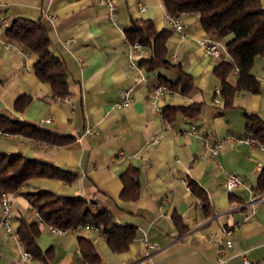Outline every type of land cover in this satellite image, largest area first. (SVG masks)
Masks as SVG:
<instances>
[{
	"label": "crops",
	"instance_id": "crops-1",
	"mask_svg": "<svg viewBox=\"0 0 264 264\" xmlns=\"http://www.w3.org/2000/svg\"><path fill=\"white\" fill-rule=\"evenodd\" d=\"M114 2L116 23L110 21L101 0H0V114L69 138L56 145L9 133L0 136V152L19 153L76 174L68 182L30 178L18 190L8 192L13 200V229L17 232L20 217L37 219L26 194L48 190L80 196L94 213L108 210L119 224L136 228L129 249L117 253L104 234L92 228L80 226L62 235L47 224L39 225L38 245L51 249L53 264H91L81 254L79 236L94 242L100 255L97 264H244L243 256L252 264H264V195L253 193L264 165V149L258 143L231 139L247 135L245 113L264 120V57H257L252 67L261 91L237 92L232 106L225 107L217 93L220 80L214 68L231 60L226 50L231 36L208 34L195 15L183 14L181 37L164 18L163 0ZM19 17L40 21L48 32L51 50L67 73V96L53 95L52 86L35 74L36 56L8 36L7 29ZM141 19H151L158 30L170 32L168 57L194 80L188 95L165 94L154 102L147 81L140 80V72L129 66L132 43L126 30ZM206 40L222 48L217 56L204 54L201 42ZM150 57L151 49L142 46L133 58L149 82L161 84V76L176 79L168 68L147 71L141 63ZM236 77L234 70L227 81L235 86ZM129 87H134L133 99L121 106L119 91ZM190 105L199 106L195 116L179 111L173 121L165 118L171 129L162 126L166 108ZM192 125L197 131H190ZM217 141L222 146L214 158L209 148ZM130 168L139 172L135 200L121 197L122 176ZM222 168L238 175L246 187L229 193ZM189 180L206 191L209 213ZM223 227L231 229L229 235L221 232ZM227 240L231 247L220 255V245ZM22 249L19 238H11L0 224V264H21ZM32 264L38 262L33 259Z\"/></svg>",
	"mask_w": 264,
	"mask_h": 264
},
{
	"label": "trees",
	"instance_id": "trees-1",
	"mask_svg": "<svg viewBox=\"0 0 264 264\" xmlns=\"http://www.w3.org/2000/svg\"><path fill=\"white\" fill-rule=\"evenodd\" d=\"M168 13L191 14L208 34L222 38L231 36L226 44L231 60L215 66L214 74L220 80V94L225 107H231L237 92L259 93L261 84L252 73L255 59L264 57V6L261 0H163ZM11 39L21 42L37 61L34 71L37 77L53 88V95L63 98L69 94L67 73L60 58L51 50V39L40 21L19 17L7 29ZM170 32L158 30L151 19L133 21L126 30L131 43L140 42L151 49V57L141 64L149 72L168 68L176 73V79L169 80L161 76V84L182 95H188L194 88V80L178 63H172L168 57L167 40ZM237 70L236 85L232 86L227 78ZM186 116H195L198 105L182 108H166L163 117L169 122L175 119L177 112ZM247 134L256 138L264 149V120L257 115L245 113ZM0 130L37 138L50 144L60 145L69 138L51 131L34 127L20 121H13L0 114ZM75 173L54 164L27 158L19 153L0 152V200L3 192H14L27 180L34 177L56 178L71 181ZM124 188L121 197L135 200L139 196L140 181L136 168H130L123 176ZM192 192L201 200L206 213L210 212V202L206 191L194 180H189ZM255 195H264V165L253 187ZM29 203L35 208L45 224L60 228H78L86 224L97 227L106 237L110 248L117 253L127 251L136 236L132 225L119 224L108 210L94 213L89 203L82 197H66L48 190H39L26 194ZM176 223L180 221L175 217ZM37 220L19 218L18 238L23 248L31 252L38 264H53L51 249L43 250L38 245L40 227ZM79 248L84 260L91 264L100 261V255L94 242L85 237H78Z\"/></svg>",
	"mask_w": 264,
	"mask_h": 264
},
{
	"label": "built area",
	"instance_id": "built-area-1",
	"mask_svg": "<svg viewBox=\"0 0 264 264\" xmlns=\"http://www.w3.org/2000/svg\"><path fill=\"white\" fill-rule=\"evenodd\" d=\"M101 2L107 7L108 10V17L111 22L116 23L117 18H118V13H117V8L115 5L114 0H101ZM141 10H145V6L141 5L140 6ZM166 22L168 25L171 27V29L177 33L178 35H181L183 37V31H184V24L182 20V15L181 14H172V13H166L164 16ZM5 24H7L6 21H3ZM142 48V44L140 42H135L131 44L130 50L128 52V57H129V66L132 69H136L137 71L140 72L139 74V79L143 81H147L149 88L151 89V92L153 94V101L156 102L161 96L165 94H175L178 93V91L163 85L159 83H151L148 81L146 76L142 73L141 68L134 62L133 58L135 55H137ZM201 48L204 52L205 55L207 56H217L221 52V47L218 44H215L211 41H202L201 42ZM235 73L238 74V71L235 70ZM220 92V89H217V93ZM133 94H134V87H129L125 88L119 91L118 94V104L121 106H127L133 99ZM162 126L165 129H171L172 126L171 124L168 123V121L163 117L162 118ZM175 131L178 132L177 129H174ZM191 132L197 131V127L192 125L190 127ZM0 136H9V133L4 132L0 130ZM231 139H234L238 142H246L249 144H259L262 148V144L259 143V141L254 138L252 135L247 134L245 136H232ZM153 141H156L153 139ZM222 146V141H217L213 146L209 148V153L212 157L217 158L220 148ZM222 172L224 174L225 178V186L226 189L228 190L229 193L234 194L238 189L246 187V183L243 179H241L238 175L227 172L222 168ZM256 198H253V201ZM1 205H2V217L0 219V224L5 228L7 234L11 238H17L18 239V234L17 232L13 229V200L11 195L8 192H3L2 193V198H1ZM36 215H37V222L42 225L45 224L42 218L39 216L37 210ZM84 227L87 228H92L94 230L100 231L97 227L91 225V224H86ZM50 229L54 233H59L62 235L67 234L69 231H75L77 228H71V229H66V228H60L57 226H50ZM101 232V231H100ZM221 232L224 235H229L231 232V229L229 227H223L221 229ZM217 236L216 234H211L209 235V238ZM154 246V244L152 245ZM231 247V241L227 240L225 244L220 245V255H223L225 252V249H230ZM20 263L21 264H32L33 261V255L31 252H29L26 249H22L19 255ZM219 261H222V259H219ZM243 263L244 264H252L250 260L243 256Z\"/></svg>",
	"mask_w": 264,
	"mask_h": 264
}]
</instances>
